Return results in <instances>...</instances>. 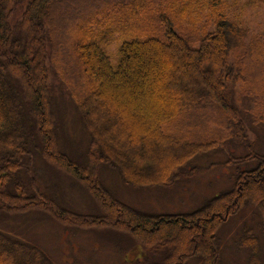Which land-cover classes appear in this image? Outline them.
I'll list each match as a JSON object with an SVG mask.
<instances>
[{"label":"trees","instance_id":"16d2710c","mask_svg":"<svg viewBox=\"0 0 264 264\" xmlns=\"http://www.w3.org/2000/svg\"><path fill=\"white\" fill-rule=\"evenodd\" d=\"M99 1L91 6L103 9L102 21L96 27L98 17H85L64 53L53 29L64 0H0V225L35 210L76 229H104L102 220L116 216L114 228L140 239L157 258L151 264H222L220 226L253 207L264 241V153L249 142L238 105L246 100L254 121L264 122V31L249 34L237 12L241 0ZM111 42L114 53L106 50ZM52 76L87 135L86 164L60 148L67 142ZM232 83L240 87L236 98ZM232 141L244 154L227 153V164L245 168L191 213L131 211L98 177L105 167L133 189L159 188ZM40 167L78 181L102 216L62 206ZM260 236L241 230L237 246L249 252L247 264H262ZM0 264L52 262L0 229Z\"/></svg>","mask_w":264,"mask_h":264},{"label":"rangeland","instance_id":"374dc122","mask_svg":"<svg viewBox=\"0 0 264 264\" xmlns=\"http://www.w3.org/2000/svg\"><path fill=\"white\" fill-rule=\"evenodd\" d=\"M92 3L93 0H64L61 4L63 9L57 13L59 22L56 27L53 25L57 36L61 37L63 41L61 52H67L66 41L75 38V29H78V24L85 17L91 14L98 17V22L95 23L96 27L104 18V15L99 14L103 9L99 7L93 9ZM99 4L102 5L104 2L99 1ZM19 8L15 9L14 18L19 17L21 10ZM237 12L241 14L240 19L245 26L250 29V35H252L251 32L260 35L259 32L264 31V0H241ZM106 50L108 53H114L116 45L111 42L106 46ZM50 82L55 88L56 99L61 98L58 114L64 123L65 141L67 146L69 145L67 148L62 144L63 147L60 145V148L67 152L70 158L86 164L88 162L85 158L88 148L87 135L83 130V137L80 128L74 124L77 118L72 115L73 110L69 103L65 102L67 95L65 97L60 95L61 83L59 80L52 76ZM239 91V84L232 83L230 87L232 98H236ZM238 105L244 108L242 115L247 126L249 142L258 153H264V122L254 121L253 115H251V105L246 100L239 101ZM228 144L223 149L224 145L201 156L192 164L197 166L192 173L189 174L187 170L184 173L178 171L172 182L159 188L133 189L124 185L115 171H110L105 167L97 169L98 177L101 184L106 187L107 195L124 204L131 211H137L149 217L162 214L191 213L202 207L211 198L231 188L237 171L245 168L227 164L231 159V157H226L227 153L232 152L238 156L244 152L235 142L232 141ZM252 167L254 164H251L249 168ZM40 170L47 183L46 188L50 192L49 195L52 196L54 193L62 206L74 213L102 216L103 211H96L94 202L78 181L72 180L73 178L55 168L40 167ZM15 216L10 218L9 222L6 221L0 225V229L19 240L40 247L50 258L52 264H151L157 262L156 257L150 256L145 251L146 248L141 244L140 239L132 241L130 240L132 238L126 235L127 233L114 228L115 223L113 222H115L116 216L106 217V220H102L104 229L64 227L54 218L38 210ZM258 221L255 209L248 207L220 226L217 237L220 238L219 248L222 264H247L249 252L239 249L237 240L244 225L251 227L253 233L260 236ZM261 237L259 244L261 257L264 259L262 250L264 241ZM262 259L261 262L264 264ZM188 264H198V261L189 260Z\"/></svg>","mask_w":264,"mask_h":264}]
</instances>
